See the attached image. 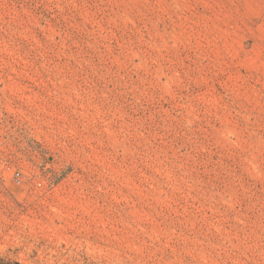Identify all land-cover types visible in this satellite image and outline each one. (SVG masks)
Returning a JSON list of instances; mask_svg holds the SVG:
<instances>
[{"label": "rangeland", "instance_id": "obj_1", "mask_svg": "<svg viewBox=\"0 0 264 264\" xmlns=\"http://www.w3.org/2000/svg\"><path fill=\"white\" fill-rule=\"evenodd\" d=\"M0 264H264V0H0Z\"/></svg>", "mask_w": 264, "mask_h": 264}, {"label": "built area", "instance_id": "obj_2", "mask_svg": "<svg viewBox=\"0 0 264 264\" xmlns=\"http://www.w3.org/2000/svg\"><path fill=\"white\" fill-rule=\"evenodd\" d=\"M18 177H19V175H18ZM17 180H18V178H17Z\"/></svg>", "mask_w": 264, "mask_h": 264}]
</instances>
